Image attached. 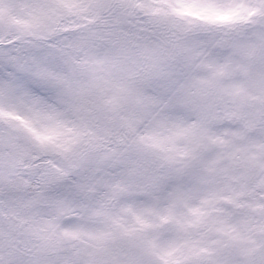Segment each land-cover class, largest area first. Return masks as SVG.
Wrapping results in <instances>:
<instances>
[{
	"label": "snow or ice",
	"instance_id": "1",
	"mask_svg": "<svg viewBox=\"0 0 264 264\" xmlns=\"http://www.w3.org/2000/svg\"><path fill=\"white\" fill-rule=\"evenodd\" d=\"M0 264H264V0H0Z\"/></svg>",
	"mask_w": 264,
	"mask_h": 264
}]
</instances>
